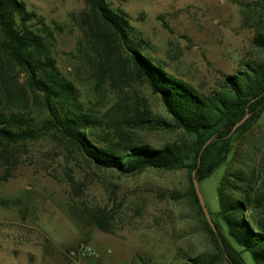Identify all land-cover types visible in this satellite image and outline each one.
Here are the masks:
<instances>
[{
  "label": "rangeland",
  "instance_id": "374dc122",
  "mask_svg": "<svg viewBox=\"0 0 264 264\" xmlns=\"http://www.w3.org/2000/svg\"><path fill=\"white\" fill-rule=\"evenodd\" d=\"M54 31L53 53L58 69L76 86L85 107L96 102L91 61L95 56L84 36L80 13L85 0H22ZM123 10L129 24L149 43V56L173 77L199 94L222 90L227 76L246 64L264 60L252 45L250 27L264 0H108ZM248 18V22H247ZM16 83L25 75L8 70ZM110 80L107 103L116 97ZM120 83V82H119ZM134 100L145 99L153 117L169 116L146 86L121 84ZM0 84V105L7 103ZM34 110L40 125L45 114ZM155 127V126H154ZM131 135L136 143L158 148L184 142L177 130L158 127ZM96 137V136H94ZM11 169L0 165V264H129L135 257L150 264H185L186 259L211 251L196 211L185 195L186 170L146 169L134 175L98 170L67 144L45 136L12 149ZM264 176V112L248 131L238 135L224 164L199 184L210 212L217 211V187L224 175ZM8 174L4 180L5 174ZM80 183L73 191L69 178ZM104 208L112 218V233L100 232L88 214ZM89 248L90 254L83 253ZM246 264H253L243 256ZM220 264H227L222 262Z\"/></svg>",
  "mask_w": 264,
  "mask_h": 264
},
{
  "label": "trees",
  "instance_id": "16d2710c",
  "mask_svg": "<svg viewBox=\"0 0 264 264\" xmlns=\"http://www.w3.org/2000/svg\"><path fill=\"white\" fill-rule=\"evenodd\" d=\"M85 4L86 10L80 13L83 31L95 54L91 87L96 102L91 107H85L75 84L57 67L53 29L24 1L0 0V84L13 106L0 105V165L11 169L14 147L49 136L98 170L120 175L149 168L186 170L185 196L211 251L188 257L185 264H246L243 256L253 264H264V176L252 169L248 176L240 173L220 179L217 211L207 209L216 233L204 218L191 182L192 172L199 184L211 177L226 161L234 139L259 121L264 112V60L227 76L222 90L199 94L149 56V43L131 27L123 10L112 8L108 0H85ZM250 27L254 31L251 43L264 55V6L254 11ZM9 69L23 73L24 84L15 86ZM107 79L111 94L116 95L110 104L104 88ZM121 84L146 86L158 96L170 121L153 117L146 100H132ZM31 105L44 112L42 124L36 122ZM154 126L181 131L187 139L158 148L133 140L131 135L149 132ZM68 178L72 190H79L80 183ZM88 219L100 232H113L112 218L104 208L96 207ZM129 264L150 261L135 256Z\"/></svg>",
  "mask_w": 264,
  "mask_h": 264
},
{
  "label": "water",
  "instance_id": "95a60500",
  "mask_svg": "<svg viewBox=\"0 0 264 264\" xmlns=\"http://www.w3.org/2000/svg\"><path fill=\"white\" fill-rule=\"evenodd\" d=\"M247 118H248V115H246L238 124H236L234 129L239 127ZM191 182H192V186H193L195 195L197 197L198 203H199V205H200V207L202 209L204 218H205L208 226L211 228L212 232L216 233V229H215V227H214V225L212 223V220H211L210 215L208 213L207 207H206V205L204 203V199L202 197V194H201V191H200V188H199V183H198V181L195 178V172H192V174H191Z\"/></svg>",
  "mask_w": 264,
  "mask_h": 264
},
{
  "label": "built area",
  "instance_id": "2783aa9c",
  "mask_svg": "<svg viewBox=\"0 0 264 264\" xmlns=\"http://www.w3.org/2000/svg\"><path fill=\"white\" fill-rule=\"evenodd\" d=\"M83 253H85V254H90V253H91V250H90L89 248H87V249H83Z\"/></svg>",
  "mask_w": 264,
  "mask_h": 264
}]
</instances>
